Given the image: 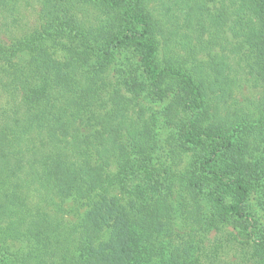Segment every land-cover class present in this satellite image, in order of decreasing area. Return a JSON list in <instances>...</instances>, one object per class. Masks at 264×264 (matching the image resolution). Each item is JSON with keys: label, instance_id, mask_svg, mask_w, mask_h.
Returning <instances> with one entry per match:
<instances>
[{"label": "trees", "instance_id": "trees-1", "mask_svg": "<svg viewBox=\"0 0 264 264\" xmlns=\"http://www.w3.org/2000/svg\"><path fill=\"white\" fill-rule=\"evenodd\" d=\"M220 2L212 13L206 0H0L11 12L34 6L38 23L20 36L0 34V242L29 243L25 253L0 250L18 264H157L164 254L155 245L167 239L172 264L191 261L152 165L156 119L141 107V88L133 85L131 98L115 88L103 114L106 104L98 102L113 52L130 46L140 55L150 101L165 103L167 124L180 129L178 143L170 142L174 171L165 176L169 191L175 181L184 190L187 235L209 228L224 236L191 264L216 263L232 242L264 264V233L253 242L249 232L254 169L245 139L259 128L245 108L230 111L238 80L225 57L201 58L216 42L223 47L230 22L263 71L255 108L264 117V0ZM67 32L72 42L82 40L79 48L45 45ZM25 53L28 65L16 63ZM141 178L146 185L137 184ZM206 186L214 209L209 220L201 201ZM69 198L77 219L70 226L61 224Z\"/></svg>", "mask_w": 264, "mask_h": 264}, {"label": "rangeland", "instance_id": "rangeland-1", "mask_svg": "<svg viewBox=\"0 0 264 264\" xmlns=\"http://www.w3.org/2000/svg\"><path fill=\"white\" fill-rule=\"evenodd\" d=\"M206 1L209 10L212 13H217V11L221 8L220 0ZM154 5L155 3L152 2L150 6ZM13 10H16L17 12H11L12 9H10V7H5L0 4V34L5 39L12 36H20L21 34H24L25 31L30 33L32 32V29L38 24L36 22L37 14L34 6L26 7L24 5H19ZM63 18L67 19V17ZM231 28V23L228 22L227 27H225L224 38H226V41H223L224 48L219 45L220 43L216 42L213 51L203 55L201 58L205 61H208L216 56L225 57L230 67L234 70L232 75L238 80V85L235 86L234 100L229 101L230 106L232 104L230 111L232 114H234L237 109L245 108V110L249 111V113H252L254 116L252 122L250 123L253 126L259 128V130L255 131V133L253 132V135H248L245 137L248 142L249 149L252 152V155H248V160L252 162L254 169L248 205L249 211L252 215V228H250L249 232L252 235L253 242H255L258 241L264 233V117L260 116L255 108V99L261 90L260 76H263V71L256 65L257 57L254 54V51L243 39L235 37ZM187 31L193 38V44H196V35L193 32V29ZM71 35H74V33H71ZM204 39H209L208 33L204 35ZM79 44L82 45V40L72 42V38L68 32L66 35H64V37L58 35L49 38L45 43L47 46H55L56 48L65 45L79 48ZM59 56L63 57L64 53ZM29 58L30 55L25 53L17 56L15 62L19 65L27 66L30 60ZM104 84L105 85H98V88L100 89L98 102L100 101V103L106 104V108L101 111L95 106L96 110L98 109V112L96 111L95 113L96 115L98 113L97 117H99L100 111L103 114L112 108L110 96L114 92L115 88L120 87L122 89V94L130 98L133 96V93L131 92L133 90V85L136 86L137 89L141 88V107L149 112L150 115H153L156 119V128L154 133L155 149L152 155V165L159 173L158 182L160 186V192L165 194L168 198L173 217V232L184 237V240L191 251L192 259H189L191 261L185 264H191L194 261L197 263V259L202 256L200 255L202 248L206 247L208 248V251L213 249L216 240L224 236L222 233H217L216 231L210 230L209 228H202V230H200L198 233V236H194L193 238H190L187 235V230L183 224L181 210V202L184 197V190L179 187L178 181H175L174 189L169 191L167 186L170 185L171 182H169L165 176L166 171H174L170 154V142L178 143L180 129L175 128L174 126L170 127L167 124L163 116L165 103H152L150 101L148 97L150 86H146V76L144 75L141 68L140 55L133 47L122 46L113 52V61L109 67V72L106 74V80ZM145 86L146 89H143ZM216 97L217 94L213 93H211L208 97L210 102L213 103L212 106H215ZM80 101L83 103V100ZM77 109L81 110L80 108ZM82 116L84 120L90 118L89 124H96L95 119H93L89 113L87 114L83 112ZM220 116L222 118L226 116V110L224 108L220 111ZM92 132L93 130H88L89 134H92ZM91 138L93 137L91 136ZM196 153L197 150L194 151L191 156L194 155L197 157ZM189 157L190 156L186 157L187 160ZM137 182L138 181L131 183L132 185H130L129 188L131 189ZM137 184L146 185L144 178H141V181H139ZM210 192L211 187L206 186L204 189V194L201 196V201L203 204V217L205 220L212 218L214 213L213 206L210 202ZM30 201H34V204L31 202L29 204L31 206H35L36 199H30ZM73 206L74 205L71 198L63 202L64 210H66L68 213L62 219V225L70 226L72 223H76L77 219L74 217L72 212ZM148 207L149 209L152 208V203L150 201L148 202ZM228 229L232 231L231 227H228ZM64 230L66 231V229ZM245 238L247 239V237ZM241 240H243V238H241ZM224 244L225 247L218 253L219 255L216 258V263L214 264H256L255 261L249 257V253L244 254L243 247L240 245V243L232 242L229 245H226V243ZM51 246H53L52 248H55L56 244H52ZM155 246H158V250H161V252L164 254V260L157 258L154 261L157 262V264H172L169 254L171 246L169 240L162 239V242L156 244ZM150 247H147V249ZM0 248H8L12 254L25 253L29 248V243L25 238H21L20 240H9L7 242H0ZM202 262L206 261L202 260ZM0 264L18 263L14 260V258L6 255L2 250H0ZM203 264L208 263L206 262Z\"/></svg>", "mask_w": 264, "mask_h": 264}]
</instances>
